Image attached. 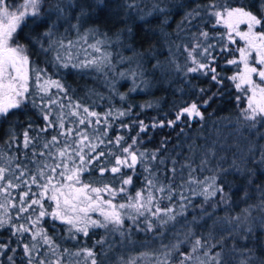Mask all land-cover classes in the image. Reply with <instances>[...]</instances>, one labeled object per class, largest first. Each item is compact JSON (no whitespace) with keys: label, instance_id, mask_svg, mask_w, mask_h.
Wrapping results in <instances>:
<instances>
[{"label":"snow or ice","instance_id":"obj_1","mask_svg":"<svg viewBox=\"0 0 264 264\" xmlns=\"http://www.w3.org/2000/svg\"><path fill=\"white\" fill-rule=\"evenodd\" d=\"M144 4L145 8H141L140 5ZM150 5V7H149ZM186 0H123L122 4H117L116 8L126 9L125 15L129 18H133L138 21L139 24L149 23V17H164V24L169 22V18L173 12H180L187 8ZM69 9L76 12L75 19L76 24L70 25L71 28L77 30V40H68L65 44L63 39H54L58 22H67L69 19ZM255 9V11L251 10ZM101 12H107L108 18L113 19L121 23H125V27L114 33L116 40L112 41L107 33L101 34L99 28L89 29L83 34L79 35V24L81 21L88 19L99 18ZM207 16L209 19L215 18L216 24L223 23L227 28V40L229 43L234 44L236 42L235 37H238L241 41H244V47L238 49L239 61L233 59L229 60V64H243V69L237 73V75L229 77V79L236 81V88L238 90L244 89L245 91H251V96L248 97V105L241 110V115L245 122V126L250 132L255 131L260 138H264V132H260L257 125L264 126V87L261 86L264 83V0H251L250 3H246L242 6L230 7L227 3H221L220 0H212L207 5L196 3L190 11H184L180 23L177 26V32H182V26L187 22L189 27H197L196 20H204ZM55 17V19H53ZM31 21V33L26 37L35 47L39 46V50L45 54L52 52L54 49L56 55L52 61L53 66H59L62 68L73 69H93L98 73H104L106 68H114L111 63V53L102 52V47L121 42V38L127 35L132 37L134 35L133 29L127 26L126 20H123L116 11H113L107 0H22L13 8L9 4V0H0V126L4 124H10L13 126L19 125L17 117L18 113L24 112L29 104L33 108H40L43 113V120L45 122L44 127L37 129L33 128V121H29L27 127L23 131V148H34L37 142L41 139V133H46L48 129L59 128L61 131L57 135H53L51 140H45L42 148L48 150L47 152L41 151L39 153L33 151L32 156L37 155L44 157L48 156L53 159L54 166L48 164L40 165L36 172L31 173L30 182L25 180V177L30 174V170L18 162L16 157H7V165L0 166V193L5 194V203H0V209L4 210L3 214H0V229L10 228L13 236L31 234V243L25 244L24 254L28 257V264H33V260L37 261V264H65V260L68 264H72L75 260V264H103L102 260L97 259V253L94 248L99 245L103 248L105 244H108L109 249L111 243L107 236L102 237L100 240L94 242L92 248H80L75 252H72L68 248L61 249L59 245L54 242V238L49 236L48 233L41 226V220L47 216H51L53 221L59 220L62 224L67 225L68 239H77L74 233H83L88 236L90 230L97 228L105 229L106 232L111 234H119L122 241L128 240L130 233L135 231L154 232L161 228H167L169 225L175 226L180 222L181 218L185 217V212L188 208H192V201L188 196L180 195V200L177 206H161V201L164 197L159 199L155 193H164L168 191L167 199L170 205H173L175 201V193L173 192L172 185L160 184L157 187V174L151 173L149 168L145 167V171L149 172L150 178L146 177V187L135 193V196H129L126 203L116 204L113 203V199L118 194L124 193L126 188L124 186L132 183V177L129 176L122 180V186L116 190L109 187L107 184L100 187H92L90 184L81 183L79 176L81 172L87 171L85 165H92L93 161H97L105 156H111L113 153H106L104 151L97 152L99 145L94 143L93 140L97 139L96 136H89L87 132L81 131L79 127L66 128V120L69 117L79 118V125L91 126L93 123L96 125L101 124L99 113L90 111L89 107L83 106L80 102L68 103L65 105L58 99H54L52 95H49L51 88L57 89L58 93H63L64 97L71 100L68 97L66 86L58 80H53L50 77L45 79L46 72L36 66L34 61L30 60L28 49L24 45L12 46L10 41L13 40L14 34L17 30H23V27H28V21ZM246 24L247 31H240L239 25ZM46 28L41 32L40 29ZM259 28V30H257ZM234 34V35H233ZM103 36V38H98ZM197 39V43L191 45V50L187 48L188 57L191 58L192 63L197 67L189 68V72H197L204 70L206 73H212V80L216 83H220L218 76L216 75L215 68H211L210 65L201 63L197 60L196 56L200 55L205 58L212 55L210 49L214 47L212 44H208L207 47H201L210 38L207 31H200L194 34ZM199 37H203L204 40L200 41ZM94 40L95 43H88V40ZM224 36L219 37L218 42H222ZM83 42L87 45L86 48L81 49L78 45ZM47 43V47H45ZM180 46L177 45V48ZM91 49L92 52L88 50ZM228 50V46L222 51ZM73 51L76 55L73 56ZM83 52L84 58L80 59V54ZM100 53V55H95ZM254 54V59H253ZM124 59L131 61L129 58H121V62ZM139 66V65H138ZM160 65H154L153 67H159ZM179 70V65H177ZM253 74L259 77L261 83H256L253 80ZM134 87L129 91H139V85L135 84V80L138 77L143 76V72L131 70ZM121 78L128 76L127 72L119 73ZM31 81V83H30ZM145 86L148 85V81L144 80ZM112 88H115V84H110ZM204 89L200 92L204 93ZM39 96L41 104H36L35 97ZM120 99H125L124 94H120ZM240 97H237L239 100ZM47 101L44 103V101ZM212 100L209 97L203 101L204 105H208ZM58 105L60 111L56 114V119H52L53 108L52 106ZM141 107H152L151 104L141 105ZM65 108L69 111L65 112ZM200 105L193 102L187 107L180 108L176 114L175 119L168 120L167 125L173 126L182 118L193 119L200 117L203 119L202 113L199 110ZM132 111L129 107L122 111H117L116 116L124 117L128 116ZM83 113V115H82ZM96 117L95 121L91 118ZM113 118V112L110 110L105 113L104 123L107 124L108 118ZM162 123L159 125L152 124L151 127H163ZM122 127H129V125H122ZM139 127L141 131H145L149 125L140 121ZM11 135L9 139V146L16 141V135L14 127L9 129ZM32 131H37L36 136H31ZM103 135H107L106 129L103 130ZM63 137V141L59 138ZM71 137L72 139H68ZM124 138L117 136L115 143L119 145ZM63 143V147H59L60 143ZM103 139H100V144H103ZM112 142L109 141V144ZM137 143V138H132V144L127 147H123L121 156H117L115 160V166L110 171L114 174H119L122 168L135 169L138 164L143 165L146 163V154L143 152L133 151V146ZM55 147L56 153H53L51 149ZM261 148L260 162L264 163V146ZM159 149L157 150V152ZM253 151V146H249V152ZM157 152L150 154L147 163L156 161L158 159ZM55 155H58L62 159L57 163L55 162ZM27 158V153H24ZM6 158V153L3 149H0V161ZM79 160V165L70 167L71 164H75L76 160ZM15 163V167H10ZM160 164H164V159H159ZM207 161H202V165ZM191 167V165H187ZM63 169V170H60ZM60 170V171H58ZM104 167L100 168L101 175L106 171ZM175 172V168L172 169ZM226 171V170H225ZM19 172V175H15ZM51 172L53 175L47 176L46 173ZM11 173L15 180L19 183H14L13 179H7L8 174ZM66 173H71L66 175ZM46 177V183H39ZM57 177L61 179H57ZM68 183H64V181ZM6 183H3L5 182ZM54 181H56L54 183ZM210 181V183H209ZM187 183L207 184V187L202 191L196 192L191 190L192 196H203L204 202L208 203L212 198L216 197L218 193H222L219 203L227 204L229 197L227 193H224L223 187L217 185V176L206 178L205 181H193L189 180ZM252 181H249L251 185ZM22 185H28L27 191H22L18 194L19 207L13 204L8 199L10 195V189L20 188ZM31 185H36L41 189L38 193H33ZM256 191L260 193L258 203L249 205L242 210V214L236 217H228L224 219V223L229 226L231 230L228 238L244 239L252 236L254 230L259 227L264 231V189L257 186ZM51 192V195L48 193ZM102 193H108L113 199H104ZM146 193V194H145ZM30 197H38L31 198ZM47 197L49 201L55 202V208L48 212L45 209L42 201ZM248 197V193L245 192V198ZM36 206H39L38 208ZM215 206V205H214ZM9 207L16 208L17 217L24 219V223H14L11 217H6ZM51 207V205H49ZM201 209L203 205L200 206ZM256 209L260 210L261 215L258 217H251V212ZM37 213L35 218L32 216H24L27 213ZM98 212L99 217L102 219H93L90 213ZM205 215H208L205 213ZM204 218L193 216L191 224H196L199 220ZM130 221L128 228L124 227L125 221ZM54 227V226H53ZM243 232L245 235L240 237L239 233ZM165 233H160L161 237ZM195 234L189 228V231L185 234L183 240H178L177 243L168 245L161 244V251L158 254H154L150 257L149 253H141L139 257L132 256L127 260L120 259L118 264H141V261L147 260L148 264H171V260L174 254H176L182 244L186 243ZM211 233L206 238H196L192 240L191 249L187 252L179 253V264H254V256L252 255V249H237L233 246L230 250L223 248V241L225 238L218 240L216 244H211ZM220 246V252H214V249ZM8 244L0 243V253H3L5 249H8ZM45 256H52L55 259H42L39 255V250L45 249ZM15 252V249H10ZM107 251V250H106ZM37 252V256L33 257L32 253ZM225 252L228 259L226 258ZM83 257V261L78 258ZM236 258H239L238 260ZM10 264H13L14 257L8 256ZM260 264H264V259L260 260Z\"/></svg>","mask_w":264,"mask_h":264},{"label":"trees","instance_id":"obj_2","mask_svg":"<svg viewBox=\"0 0 264 264\" xmlns=\"http://www.w3.org/2000/svg\"><path fill=\"white\" fill-rule=\"evenodd\" d=\"M18 0H9V4L14 7V4L17 3ZM107 0L110 7L113 11H116L117 13H126V9L124 8H116L117 4H122L123 0ZM187 2V8L183 10L184 11H190L192 7L195 6L196 3L207 5L212 2V0H186ZM220 2L227 3L230 7H237L242 6L246 3H250L251 0H220ZM141 8H145L144 4L140 5ZM150 7V5H149ZM255 11V9H251ZM77 15L76 12H73L71 9H69V19L67 22L60 21L58 22V26L67 28L68 30H71L75 33V36L77 37V30L70 27L72 24H76L77 20L73 17ZM98 22L102 25L103 29L107 33L112 26L110 23H112V19L108 18L107 12H101L99 15ZM127 26L131 27L133 29L134 35L132 37L123 36L121 38L122 43H130L132 44L131 48H125L127 51H135L137 55L142 56V54H138L142 50H146L150 47L156 48V44L163 46V41L165 39L166 33L171 35L172 39L182 40L185 43H190V45L197 43L196 36L194 34H197L200 31H207L209 33V39L207 42L201 47V51H203V47H207L208 44L215 45L216 40H218L220 33L217 31V27L210 26L208 23V17L205 16L204 20H196L195 24L197 27H189L188 23L186 22L182 28V32H177V26L170 25L167 27L166 24H163L162 32H158L159 30H155L157 27H153V23L157 22V19L148 18L149 23L147 24H139L138 21L134 20L133 18H129L127 16ZM156 18V17H155ZM55 19V17H53ZM162 20V19H161ZM86 21V20H85ZM85 21H81L79 24V35L83 36L85 32L88 31V28L86 27ZM132 22V23H131ZM28 27H23V30L20 29L17 30V33L14 34L13 40L10 41L12 45L15 44H23L30 42L29 39L26 37L30 35H34L31 33V21L28 22ZM131 23V24H130ZM105 24V25H104ZM207 25L206 29H203L202 26ZM125 24L120 27V29L124 28ZM45 28L40 29L42 30ZM165 33V34H164ZM165 35V36H164ZM112 38V37H110ZM116 37L114 36L112 41H115ZM200 41H203V37H199ZM225 42V41H223ZM118 43H113V46L117 45ZM172 47V46H171ZM223 47V45L221 46ZM173 48V47H172ZM225 47H223L224 49ZM238 46H229L228 49L231 51H237ZM214 47L210 49V52L212 55L208 56V58H205L203 61L205 64L210 65L211 68H215L216 75L218 76V79L220 80V83H216L212 80V73H209L207 76H202L201 78H195L189 76L188 78V84L184 86L183 89L180 91L178 89L174 88L173 96L170 95L167 97L166 92H168V88L163 83H157V84H148L146 88H144V92L136 93L128 92L130 89L124 90L123 88L126 86V84L118 83L116 88L119 87L118 91V99L115 98L114 101H111L109 99H103V101L108 102V104H113V109H116L114 111L115 113L117 111L125 110L129 107L132 108L131 113L128 116H124V119L122 117L112 118V126H114L115 131L118 133V136H122L124 139V144L127 143V141L131 140V138L136 137L134 135L135 131V124L139 123L142 119L143 114L146 112H150V110L144 109V111H141L139 107L141 104L136 103V101H146V100H152L155 104L160 103L159 110H156L157 117H160L166 123L168 120L172 119L174 117L173 112L183 101L186 100H193L198 105H200V111L202 113L203 119L200 117L193 118L192 121L189 122H177L173 129L171 131L167 132L164 130L165 133H162V136L164 134H167L166 140H164V144L160 147H152L150 144L153 140H151L146 147L144 148L146 157L149 159L150 154L153 152H157L158 159L156 161H152L151 163L144 164L145 167L152 168L151 173L157 174V185L164 184V185H172L173 186V192L175 195V201L179 202L180 195L183 194L185 196H188L190 200L192 201V208H188L186 210V214L188 218L186 220L181 221L179 223H176L179 228H190V227H202L209 229L212 236V239H215L216 237L221 240L224 239L225 245L228 246L227 250H230V247L236 246V245H245V242H249L251 245V249L256 254V258L258 261L256 264H260V260L264 259V250H261V247L264 246V231L260 230L259 227H257L252 236L249 237L248 241H245L244 239H236L235 236L233 238H228L230 236L231 230L229 229L228 225L224 223V219L227 218V215L221 217L218 219L217 215L219 213H228L231 212L233 216L241 215L242 211H236L235 207L232 205V203L235 202V205L238 203L246 204L248 203H258L260 193L256 191L257 186H260L262 189H264V163L260 162L259 156H261V148L260 146H264V138H260L256 134L255 131L250 132L247 127L245 126V122L243 120V116L241 117V110L243 109V101H238L237 97L239 94L237 93V89L234 85L233 80L229 79V77L232 76V72L230 70L231 64L228 63L229 60L234 58L235 54H228L226 50L224 52L215 51ZM222 51V50H221ZM34 54H31L32 60L31 61H37V64L45 63L43 59L40 58V54L35 50L32 51ZM42 56H44L42 54ZM37 59V60H35ZM151 61V60H150ZM150 64V63H149ZM143 68L142 71H144L146 78H152L154 79L158 75L157 69L152 67L149 68V65L146 64L145 68V61L143 62ZM82 78H75V80L79 83L85 84V80ZM71 78V77H70ZM152 81V80H151ZM150 83V81H148ZM152 86L153 91H147L148 88ZM204 89V93H201L200 90ZM81 91V89H80ZM79 91V92H80ZM171 91V89H170ZM152 92L153 94H148ZM120 94L125 95V99L122 101L120 99ZM133 95V96H132ZM97 100L98 99L95 95L93 96ZM209 97H212V100L209 102L208 105H204L203 101L207 100ZM158 100V101H157ZM36 104L39 105V102L37 97H35ZM239 103V104H238ZM107 104V105H108ZM152 104V105H153ZM107 106V108L109 107ZM106 107V105H104ZM106 108V110H107ZM110 108V109H111ZM37 108H33L31 104L28 105V107L24 110L22 113H18L17 117H14L13 119H18L20 121L19 125L13 126L10 124H4L0 126V136L4 133L5 129L8 131L10 127H14L19 129L18 133L16 134V141L11 143L12 151H10L8 154L11 156H14V152L20 148L21 153H27V155H30L34 150L36 149H24L22 142L20 140L22 139V134L24 131V128L27 127L29 121H33L32 118H35L36 122L33 123L34 129H39L44 127V123H40V121L43 118V113L38 111V114H35V111ZM104 111V110H103ZM41 116V117H40ZM44 121V120H42ZM122 125H129V127L122 128ZM137 125V124H136ZM108 127L106 126L103 130H105ZM257 128L260 132H264V126L257 125ZM103 133V131H102ZM100 134V139L105 140V135ZM7 136H9L6 139H0V142L3 144V147L7 146V143L10 139V131L9 133H5ZM149 134L152 135L154 133L149 131ZM157 136L159 138L161 136L160 133ZM31 136H36L37 131H32L30 133ZM41 139L37 142V148L41 147L45 140H50L53 134L51 133V128L47 130L46 133H41ZM172 139V140H171ZM171 140V141H170ZM18 143V147H14V143ZM20 142V144H19ZM100 143V142H99ZM107 143V141H106ZM249 144L253 146L252 152H246L245 144ZM114 145L116 143L114 142ZM36 147V146H35ZM169 149H168V148ZM43 149L42 147L39 149L41 151ZM121 148L118 152L115 153V156H113V161H115L117 156H121L122 153ZM99 151L106 152V147L100 145ZM241 152L242 154L238 153ZM16 153V152H15ZM20 153V152H19ZM159 153V154H158ZM241 155V156H239ZM108 157V159L111 160L109 156H105L97 161H93V164L96 166L95 171H93V176L90 178V180H86V182H89L92 185H99L102 183H105L106 177H113L111 173H104L101 175L100 168L101 167H107L104 162L105 158ZM122 157V156H121ZM159 159H164L165 164L167 163L166 160H169L166 165L160 164ZM112 161V162H113ZM202 161H207L206 164L202 165ZM110 163L113 165L114 163ZM102 163V166H101ZM187 165H191V167H188ZM14 168V164L12 166ZM175 168V172L172 171V169ZM226 170V171H225ZM86 173V172H84ZM181 173L184 174V177H181ZM15 175H19L15 173ZM213 175L217 176V185L220 187H223L224 193H227L229 200L227 204H221L219 203L222 193H218L217 199L210 200V203L201 209V205L204 204V197L203 196H192L191 190H195L198 192V190H201L205 187H207V184H200L197 185L196 183H187L190 179L193 181H205L206 178L212 177ZM83 177H85L84 174H82ZM150 178V174H149ZM12 179L15 183H19V181L15 180L13 175ZM252 181L251 185H249V181ZM107 183V182H106ZM210 183V181H209ZM25 191L23 188L20 190V192ZM245 192L248 193V197L245 198ZM168 191H166L165 195V201L168 200ZM16 207H19V200L18 197H16ZM215 205V206H214ZM38 208V206H36ZM9 207L7 210L6 217L12 218V221L14 223H24V219L17 217V211L16 208ZM52 208V203L51 207ZM207 213L208 215H205ZM37 213H27L23 214L26 216H32L35 218V215ZM190 215V216H189ZM201 215L204 216L202 220H199L196 224H191L189 222L192 221L193 216L200 217ZM251 215L253 217H258L261 215L260 210H254V213L251 212ZM52 219L44 218L41 220V226L44 228V230L48 233L49 236H52L60 243V248L64 249L68 248L72 251L76 249V245L74 244L76 242V239H71L70 241H67L68 243H65V232H55V230L52 231ZM210 222V224H209ZM181 223V224H180ZM184 223L185 226L182 224ZM187 223V224H185ZM211 225V226H210ZM8 232H6V229H0V239L2 241L0 243L3 244H10L9 248H11V243L13 244L14 238H16V241L14 242V245L18 247V249L21 250V256L22 260L18 261V264H28V257L24 254V248L23 246L25 244L31 243V234H24V235H17L13 236L12 231L10 228H7ZM218 233V234H217ZM157 235L160 233H156ZM157 235L152 236L149 234H141L139 237H129L128 240H125L129 247H132V245L138 244L140 242L139 239H147L149 242L156 239ZM209 234H207L208 237ZM244 235L242 232L240 233V237H243ZM88 238H90V235H88ZM74 240V241H72ZM80 240H82V236L80 235ZM96 240H99V237L96 236V238L93 239L92 242H95ZM168 240L171 241L170 238ZM217 240V239H215ZM121 242V237L118 238V242ZM164 245H167L166 240L164 242ZM14 247V248H15ZM249 247V246H248ZM100 250L104 251L103 254V264H107L113 259H117L121 253H124V248H120L117 244H113L111 248L109 249V246L105 244L103 248L99 246ZM180 247L179 249H181ZM128 249V248H127ZM257 249V251L255 250ZM45 249L39 250L40 258L44 257L42 259H52V256H45L44 251ZM107 250V251H106ZM161 251V249L156 250L155 254H158ZM257 252L259 255H257ZM37 252H33L32 256L36 257ZM226 258L227 254L225 252ZM21 259V258H20ZM99 259V258H97ZM231 259V258H228ZM237 259V258H236ZM239 259V258H238ZM237 259V260H238ZM106 262V263H105ZM33 264H37V261L34 259Z\"/></svg>","mask_w":264,"mask_h":264},{"label":"rangeland","instance_id":"obj_3","mask_svg":"<svg viewBox=\"0 0 264 264\" xmlns=\"http://www.w3.org/2000/svg\"><path fill=\"white\" fill-rule=\"evenodd\" d=\"M21 2H22V0H18L17 3L14 4L13 8H15V6L17 4H19V3H21ZM119 2H121V1L119 0ZM118 15L123 20L126 19V17H125L126 15L124 13H122L121 11H120V13H118ZM182 15H183V11L173 12L172 15L170 16L169 22L166 24V26L167 27L169 25H170V27L177 26L180 23ZM75 17H76V15L73 17V20L75 19ZM149 18L150 19L151 18L157 19V22L153 23V25H151V26H153V27L157 26L155 28V30L156 31L159 30L158 32H162V28H163V24H164L163 23L164 17L161 16V17H158V18H155V17H149ZM98 19L99 18L88 19V20L85 21V24H86V27L88 28V30L89 29L99 28L100 33L102 34V32H105V31L102 30L103 27H102V25L99 24L100 22H98ZM207 20H208V23H209L210 26L217 27V30H218L217 32L220 33V36H222V35L224 36V40L223 41H225V42H223V41L222 42H218L219 39L216 40L215 45H214V49H216L215 51H219L220 50V52L223 53L224 51H221V50L223 49V47H225V45H227L228 47L236 45V46H238L237 49H239L241 47H244V41H241L238 37H235V36H234V38H235L236 42L234 44L228 42V40H227V28H226V26L223 23L216 24L214 17H212L211 19L208 18ZM124 24L125 23L114 21L112 19V23H110L112 28H110V30L107 31V35L109 37H112L111 40H113V38L115 36L114 33L119 31L120 27L123 26ZM238 27H239L240 31H247V25L246 24H240ZM202 28L206 29L207 25L202 26ZM45 30H46V28L43 29L42 32L45 31ZM257 30H259V28ZM54 31L56 32V36L54 37V39H57V40L63 39L65 44H67L68 40H72V41H76L77 40V37L75 36V33L72 32L71 30H68L67 28H64V27H61V26L59 27L57 25V28ZM98 38L102 39L103 36H100ZM88 43H95V41L89 39ZM16 45H24L28 49V54H29L30 60H32L31 54H34L32 51L35 50V52L37 51L39 54L41 53L40 54V58L45 60L44 61L45 63H41V64L38 63L37 64V61H35L36 66L45 70V72H46V75L44 77L45 79L50 77L51 79L58 80L62 84H64L66 86L68 97H70L71 100H69L68 98L64 97L63 93H58L57 89H55V88H51L50 89L49 95H52V97L54 99L60 100L65 105H67L70 102H72V103L80 102V103L83 104V106L89 107L90 111H95V112L99 113V118L102 121L101 124H99V125H96L95 123H93L90 127L87 126V125H79V122H78L79 118H77V117H69L66 120L65 127L66 128L79 127L81 131L87 132L89 136L98 137L97 139H94L93 142L97 143L99 146L102 145V146L106 147V153H113L111 156H109L111 158V160L108 159V157H106L105 158V162H104V164L107 166L105 168L109 169L108 171L105 172V174L106 173H111L113 175V177H111V178L110 177H106L105 178V180H106L105 183H102V184H99V185L98 184L97 185H92L89 182H86V180H90V178H92L91 176H93V171H95L96 166L94 164H92V165H87L86 164L85 168L87 169V171H84L86 173H84V172L80 173L79 179H80L81 183L79 185H77L78 187L82 186L83 184H90L92 187L103 188V186L105 184H107L109 187H112V188L118 190L122 186V180L123 179H126L129 176L132 177V183L129 184V185L124 186L126 188V191L124 193L118 194L117 197H115L114 199L112 197H110L108 193H102V197L104 199H113V203H116V204L126 203L129 196H133L134 197L135 193L137 191H139L141 189H144L146 187V177L149 178V172H146L144 170V164L143 165H139L138 164V166L134 170L133 169H129V168H122V171L119 174H114V173H112L110 171V169L113 166H115V163H114L115 161H113V159H112L113 156H115V153L118 152L121 148L127 147L129 144H132V138H131V140L127 141L126 144H124V141H121V143L119 145H117V144L114 145V142L116 140V137L118 136V133L115 131L114 126H112V121H111L112 118L111 117L108 118L107 124L104 123L105 113H107V112H109L111 110L113 112V117L114 118H117L118 116H116V113L114 112V111H116V109L112 110V108H111V107H113V104L109 105L108 102L103 101V99L104 100L105 99H109L111 101H114L115 98L118 99L119 87L116 88L118 83L126 84V86L123 88L124 90L128 89V87H129V89L134 87L133 78H132V75H131V70H136L138 72H143V76L142 77H138L135 80V84L139 85L140 90L136 91V92H133L134 94L144 92V90H145L144 88H146V86L143 83V81L147 80V81H150V83L148 82V84L163 83L168 88V92H166V96L167 97L169 95L171 97L173 96V92H174V88L173 87H175L179 91L181 89H183L184 86L186 84H188L187 80H188L189 76L192 75V77H195L197 79V78H201L202 76L209 75V73H206L204 70H200V71H197V72H189L188 71L189 68L197 67L196 64L192 63L191 58L188 57L187 51L185 50L186 48L189 51L191 50L190 43H185L182 40L172 39L171 35H169L167 33H166L165 39L163 41V46L156 44V48L155 49L153 47H150V48H148L146 50H142V51H140L138 53V54H142V56L137 55V53H135V51H130V50L127 51L125 48L130 49L132 44L126 43V42L124 43V41L122 43H118L115 46H113V43L109 44V45H106V46H103L102 47V52L106 51V52L112 54L110 59H111L112 65H114V68H106L104 73H98V72H96L93 69L80 70V69H73L71 67H69L67 69L59 67V66H55L54 67L52 61H53V59H54V57L56 55L55 49L52 52L45 54L44 52H41L39 50V46L38 45H36L34 47L31 42L23 43V44H15V45H12V46H16ZM177 45H179L180 47L177 48ZM222 45H223V47H221ZM44 46L47 47V43H45ZM78 46L81 49L87 47V45L84 44L83 42H81ZM214 49H213V51H214ZM88 51L92 52L91 49H89ZM226 51H227L228 54H235L236 55L231 60L235 59V60L239 61L240 57H239V51L238 50L237 51H231L230 49H228ZM42 54L44 56H42ZM75 55H76V52L73 51V56H75ZM95 55L98 56V55H100V53H95ZM122 57L123 58L131 57L132 59H131V61H129L128 59H124L123 62H121V58ZM83 58H84V55H83V52H81L80 59H83ZM196 58L201 63H204L203 60L205 59V57L197 55ZM253 59H254V54H253ZM35 60H37V59H35ZM144 61H145V68H146V64L149 65L150 69L154 65H157V64L160 65L159 67H156V69L158 71V75L154 79L146 78L144 71H142V69H144L143 68V62ZM177 65H179V70L177 69ZM242 69H243V64L242 63L241 64H231L230 70L232 72V76L237 75V73L239 71H241ZM121 72H127L128 76L126 78H121L119 76V73H121ZM82 76H84L83 79L85 80V84L79 83V82H77L75 80V78H77V77L78 78H82ZM253 80L256 83H261L260 80H259V77L256 74H253ZM233 82H234V85H236V83H239V80H236V81H233ZM30 83H31V81H30ZM112 83L115 84V88H112L110 86V84H112ZM261 86L264 87V83H262ZM80 89H81V91H80ZM148 89L149 90H147V91H153L152 90V86H150ZM170 89H171V91H170ZM128 92H131V91H128ZM237 93L239 94V97H240V99L238 101L242 100L243 101V109L246 108L247 105H248V97L251 96V94H252L251 91H245L242 88L240 90L237 89ZM148 94H153V93L150 92ZM94 95L98 99H101V100L95 99L93 97ZM36 97H37L38 101H40L39 104H41L42 102H41L39 96H36ZM46 102L47 101L45 100L44 103H46ZM193 102H194L193 100L183 101L181 103V105H179V107H177L175 109V111L173 112L174 117L172 119H170V120L175 119V114L180 108L187 107L190 104H192ZM136 103H139L141 105H147V104H151L152 105L154 102L152 100H146V101H136ZM107 104L109 105L108 108H107V106H108ZM104 105H106V107ZM159 105H160V103H156L155 102V104H153L152 107H147V110L149 109L150 112H146L145 114H143L142 119L140 121H143L144 124L149 125V127H147L145 131H141V129L139 127V123L140 122L136 123L137 125L135 124V130H136V128H137V130L135 131L134 135L136 136L135 138H137V143L133 146V149H132L133 151L138 152V153H140V152L145 153L146 151H144V148L146 147V145L151 140H153L152 143L150 144L151 148L153 146L157 147V148H160L164 144V140H166V136H167L168 132L171 131V129H173L172 127L175 126V125L168 126L167 122L164 123V121L162 119H160V117H157V114L154 111H155V109L159 110ZM137 107H139V109L141 111H144V109H146L145 107L142 108L141 106H137ZM52 108H53V115H52L51 118L54 120V119H56V114L60 111V109H59L58 105H54V106H52ZM106 108H107V110H106ZM38 111L40 112L41 109L37 108V110L35 111V114H38L39 113ZM67 111H69V109L65 108V112H67ZM82 115H83V113H82ZM241 117H242V115H241ZM122 118L124 119V117H122ZM32 119H33V122H36L35 118H32ZM95 119H96V117H92L91 118L92 121H95ZM42 120H43V118H42ZM42 120L40 121V123L41 124L44 123V125H45V122L42 121ZM192 120L193 119H189V118L185 117V118H182V120L179 121V123L189 122V121H192ZM162 122H163V124L165 126H163V127H155V128L151 127V125L154 124V123L159 125ZM106 126L108 127V130L106 128L107 135H105V137H104V139H105L104 143L100 144L99 143L100 142V137L99 136H100V134L102 133L103 129ZM122 128L126 129V127H122ZM5 129H3L4 133L0 136V139H2V140L9 137V136H7L5 134V133H9V130L6 131ZM163 129L167 132V134H164V136H162V133H165ZM18 130L19 129L14 128L15 135L18 133ZM59 131H61V129H59L58 127L55 128V129H51V133L53 135H57V133ZM149 131L154 133V134L150 135ZM157 133L161 134V136L159 138H157V136L159 135ZM59 139L61 141H63L64 138L60 137ZM68 139L71 140L72 138L69 137ZM22 141H23V136H22V139L20 140V142H22ZM106 141H107V143H106ZM109 141H111L112 143L109 144ZM20 142H19V144H20ZM7 146L8 147H6V148H5V146L3 147V144L0 142V149H3V151L6 153V158L3 161H0V166H9V165H7V157H16V158H18V162L21 163L22 165L26 166L30 170V174L25 177V180H28L29 182H30V178H31V173L36 172L39 169L40 165L48 164L50 167L54 166L53 159L49 158L48 156L41 157V156L37 155L36 157H33L32 156L33 152H32L30 155H27V158H25L24 153H21V149L20 148L18 149V151L17 150L15 151L16 153L14 152V156H11L8 153L10 151H12V147L9 148L10 147L9 143H7ZM13 146L14 147H18V143L15 142ZM63 146L64 145L61 142L59 144V147L62 148ZM249 146L250 145L248 143L245 144V146H244L245 149L244 150L246 152H249ZM41 147L37 148V145H36V147H34L32 149L33 150L36 149L34 151L37 152V153H39L41 151H45V152L48 151V150H45V149H41V151H39V149ZM51 151L53 153H56L57 149L55 147H53L51 149ZM238 153L242 154L241 152H238ZM239 156H241V155H239ZM260 157L261 156H259L258 158H260ZM121 158H123V156ZM54 159H55V162L58 163L62 158L59 157L58 155H55ZM145 160L147 161L148 158L145 157ZM166 161L168 163L169 160H166ZM111 162L114 163V164L111 165L110 164ZM79 163H80V161L77 159L75 164H71L70 163V167H75L76 165H79ZM13 164H14V167H15V163H13ZM166 164L164 163V165H166ZM101 166H102V163H101ZM147 168H149V167H147ZM152 168H149V170L151 171ZM60 170H63V169H60ZM60 170H58V171H60ZM16 173L19 174V172H16ZM68 174H71V173H66V175H68ZM82 174H84L85 177H83ZM181 174H182L181 177H184V174L183 173H181ZM50 175H53V173H51V172H47L46 173V177L50 176ZM46 177H45L44 180H41L39 183H41V184L46 183ZM7 179H12V174L11 173L8 174ZM57 179H61V178L57 177ZM55 182L56 181H54V183ZM3 183H6V181L3 182ZM64 183H68V181L65 180ZM0 186H3V185L0 184ZM159 186L160 185H158L157 187H159ZM23 188L25 189V191H27L28 190V185H22L20 188L10 189L9 190L10 195L8 196V199L11 200L13 204H16L15 203L16 202V197H18V194L20 193V190H22ZM31 190H32L33 193H38L39 191H41V189L38 188L36 185H31ZM166 191L164 193L157 192V193H155V195L157 196L158 199L160 197H162V196L165 197ZM200 191H202V189L198 190V192H200ZM48 195H51V192H49ZM217 196L212 198L211 200L217 199ZM31 198H38V197H30L29 198V202H30ZM5 202H6L5 194L4 193H0V203H5ZM42 203H44L45 209L48 212H51L55 208V202L54 201H49L47 199V197L44 198ZM51 203H52V208L50 209L49 205H51ZM209 203H210V201L208 203L204 202L203 206L206 207ZM254 204L255 203L246 202V204H242L241 205L240 203H238L237 205H235V202L232 203V205L235 207L236 211H242L243 209L247 208L249 205H254ZM161 206H163V207L177 206V210H178V202L177 201L174 202L173 205H170L168 200L165 201V198L161 201ZM254 210H256V209H254ZM254 210L252 211V213H254ZM3 213H4V210L0 209V214H3ZM185 214H186V212H185ZM90 215L92 216L93 219H98V218L102 219V217H99V213L98 212L90 213ZM225 215H227V218L228 217H236V216H238V215L233 216V214L231 212H228V213H219L217 215V217H218V219H220L221 217H223ZM10 217H11V215H10ZM49 217H50V219H52L51 216H47V218H49ZM251 217H253V216L251 215ZM187 218H188V216L186 215L184 218H181V221H182V219L184 221ZM51 221H52V226H54L52 228V231L56 229L55 232L56 231L57 232H59V231L60 232L61 231L65 232V239H64L65 241H63V242L68 243L67 241H70L71 239H68L67 225L62 224L61 221H59V220L53 221V219H52ZM129 223H130V221H127V220L125 221L124 227L126 229L128 228ZM185 224H187V223H185ZM209 224H210V222H209ZM182 225L185 226L184 223ZM203 226H205V225H203ZM203 226L202 227L198 226V227H195V228L190 227L195 235L193 237H191L186 243L181 245L182 248L179 249L178 252L173 255L172 260H171V264H179V260H180L179 253L190 251L192 240H194L196 238H206L207 237V234H209L210 230L206 229V228H203ZM5 229H6V232H8V229L7 228H5ZM188 231H189V228H186V229L183 228V227L179 228V226L177 224H175L174 227L172 225H169L167 228H161L158 231H154V232H144V231H135V230H133L130 233L129 237H131V236L139 237L143 233L144 234H149V235L152 234V236L157 235L156 233H165V234L162 237H161L160 234H158L156 239L152 240L151 242H149L147 239H144V238L139 239L140 242H138L137 246L130 244L132 247H129V245L126 242H124L125 240L121 241V242L120 241L118 242V238H120V235L118 233L117 234H111V233L106 232L105 229L97 228L95 230H90L89 235H90L91 239H89L88 236H85L83 233H74L76 235V237H77L76 242L74 244H77V245H76V249L74 251H72V250L71 251L75 252V251H77L80 248H92L93 245H94V242H92V237L94 239L97 236V237H99V240H100L102 237L107 236V238H108L109 242L111 243V245L117 244L120 248H124V251H125L124 253H121V255L117 259H115V260L113 259L112 261L107 263V264H118V261L120 259L127 260L129 257H132V256L139 257L141 253H149L150 254L149 258H151V256L155 254L156 250L161 249V244H163V245L165 244L164 243L165 240H166L167 245L170 247L172 244L177 243L178 240H183L184 237H185V234ZM240 233H239V235H240ZM242 234L245 235L243 232H242ZM80 235L82 236V240H80ZM168 238H170L171 241L168 240ZM215 239H217V240H215ZM215 239H211L210 243L211 244H216V242L219 240V238L216 237ZM0 240L2 241V239H0ZM74 240H72V241H74ZM248 240H249V237L245 241H248ZM15 241H16V238H14L13 244L11 243V248L5 249L3 253H0V264H10V262L8 260V256H13L14 257L13 264H18L19 263L18 261L22 260L21 250L18 249L17 245L15 247V245H14ZM61 241H59V242H61ZM54 242L57 245L60 246V243L56 239H55ZM225 244L226 243L223 241V248L225 250H227L228 246H226ZM244 244L245 245H236L235 247L237 249H251V245L249 244V242H245ZM8 245L10 246V244H8ZM226 247H227V249H226ZM231 248H232V246L230 247V249ZM10 249H15L16 251L12 252ZM221 250H222L221 247L217 246L214 249V252H220ZM255 250L257 251V249H255ZM261 250H264V246L261 247ZM94 251L97 253V258H99L98 260L103 259L104 251L100 250L99 245H97L94 248ZM252 255L254 256V258H256V254L254 252H252ZM257 255H259L258 252H257ZM41 258H44V257H41ZM45 259H47V258H45ZM52 259H55V257H53ZM78 259L83 261V257H80ZM257 261L258 260L255 259L254 260V264H256ZM65 264H68L67 260H65ZM72 264H75V260H73ZM88 264H90V261L88 262ZM141 264H148V261L147 260H143V261H141Z\"/></svg>","mask_w":264,"mask_h":264}]
</instances>
